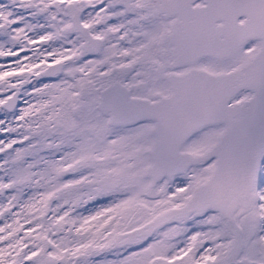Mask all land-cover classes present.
<instances>
[{"label": "snow or ice", "instance_id": "snow-or-ice-1", "mask_svg": "<svg viewBox=\"0 0 264 264\" xmlns=\"http://www.w3.org/2000/svg\"><path fill=\"white\" fill-rule=\"evenodd\" d=\"M0 264H264V0H0Z\"/></svg>", "mask_w": 264, "mask_h": 264}, {"label": "rangeland", "instance_id": "rangeland-1", "mask_svg": "<svg viewBox=\"0 0 264 264\" xmlns=\"http://www.w3.org/2000/svg\"><path fill=\"white\" fill-rule=\"evenodd\" d=\"M0 62H3V61H0Z\"/></svg>", "mask_w": 264, "mask_h": 264}]
</instances>
